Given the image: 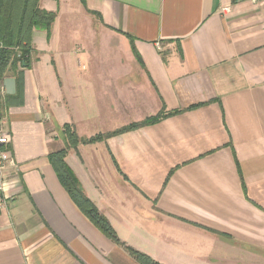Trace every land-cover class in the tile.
Segmentation results:
<instances>
[{
	"label": "crops",
	"instance_id": "obj_1",
	"mask_svg": "<svg viewBox=\"0 0 264 264\" xmlns=\"http://www.w3.org/2000/svg\"><path fill=\"white\" fill-rule=\"evenodd\" d=\"M70 1L111 54H77L69 0L40 1L57 13L50 37L34 29L31 63L2 88L16 168L0 264H149L129 248L160 264H264V1ZM65 123L106 135L65 159L115 238L48 159Z\"/></svg>",
	"mask_w": 264,
	"mask_h": 264
},
{
	"label": "trees",
	"instance_id": "obj_2",
	"mask_svg": "<svg viewBox=\"0 0 264 264\" xmlns=\"http://www.w3.org/2000/svg\"><path fill=\"white\" fill-rule=\"evenodd\" d=\"M41 0H0V124L5 110V96L2 94L3 80L10 72L31 63L34 51L32 40L35 28L47 30L50 37L51 27L56 19V11L47 10L40 6ZM134 50V48L132 47ZM161 115L149 118L155 121ZM133 125L131 127H134ZM123 128L122 130L129 129ZM66 138V146L48 155L57 176L72 199L81 210L108 236L115 238L114 231L106 218L98 211L92 200L86 196L74 171L66 161L70 148H76L80 143H93L102 140L106 135L98 134L90 138H80L70 123L62 127ZM137 258L149 264H160L145 254L129 248Z\"/></svg>",
	"mask_w": 264,
	"mask_h": 264
},
{
	"label": "rangeland",
	"instance_id": "obj_3",
	"mask_svg": "<svg viewBox=\"0 0 264 264\" xmlns=\"http://www.w3.org/2000/svg\"><path fill=\"white\" fill-rule=\"evenodd\" d=\"M79 4V5H77ZM82 6L80 5L79 1H70L68 2V9L67 11H65V14L63 16H61L60 21L63 23H66L68 17L70 14L68 13H73V11L75 12L73 17L74 19L78 20L79 22V28H77V33H79L80 35V41L78 42L79 46L83 47L82 50H79V53H77V51H75L77 54H82L84 51H90L91 54H94V56H96L97 54H101V55H109L111 54L109 47L106 43V38L102 35L99 36L100 34H98V32L96 30L92 28H88L87 26L84 27V23H89V20L87 17H85L83 15V13H81V11H79ZM77 12V13H76ZM79 12V14H78ZM85 18V19H84ZM85 28V30H84ZM88 39L89 42L84 41ZM102 40L100 45L98 44V41ZM76 44H74V49ZM122 52L120 53L121 55L123 54V50L120 49ZM85 138V137H84ZM180 256V255H179Z\"/></svg>",
	"mask_w": 264,
	"mask_h": 264
},
{
	"label": "built area",
	"instance_id": "obj_4",
	"mask_svg": "<svg viewBox=\"0 0 264 264\" xmlns=\"http://www.w3.org/2000/svg\"><path fill=\"white\" fill-rule=\"evenodd\" d=\"M253 3H260L264 0H251ZM230 6H222L221 12L230 11ZM11 142V134L5 130L0 124V207L4 206L5 201L2 196L5 185L11 172L16 168L15 162L10 154L9 145Z\"/></svg>",
	"mask_w": 264,
	"mask_h": 264
},
{
	"label": "water",
	"instance_id": "obj_5",
	"mask_svg": "<svg viewBox=\"0 0 264 264\" xmlns=\"http://www.w3.org/2000/svg\"><path fill=\"white\" fill-rule=\"evenodd\" d=\"M3 85L6 87L8 93L15 92V79L12 77H7L3 81Z\"/></svg>",
	"mask_w": 264,
	"mask_h": 264
}]
</instances>
